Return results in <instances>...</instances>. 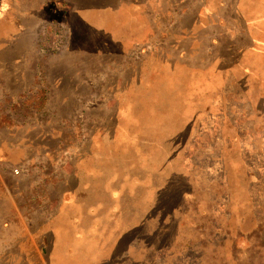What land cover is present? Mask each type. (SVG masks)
<instances>
[{"label":"rangeland","instance_id":"rangeland-1","mask_svg":"<svg viewBox=\"0 0 264 264\" xmlns=\"http://www.w3.org/2000/svg\"><path fill=\"white\" fill-rule=\"evenodd\" d=\"M221 1L0 0V264H264V60ZM157 56L197 80H121Z\"/></svg>","mask_w":264,"mask_h":264},{"label":"crops","instance_id":"crops-1","mask_svg":"<svg viewBox=\"0 0 264 264\" xmlns=\"http://www.w3.org/2000/svg\"><path fill=\"white\" fill-rule=\"evenodd\" d=\"M220 4L224 7L226 4L228 6L229 3L222 0ZM231 5H233L238 20L243 24L242 26L245 28L247 35L254 40L248 51L254 57L258 55L264 60V34L260 33V31H264V0H233ZM238 49L237 51L241 53L247 48ZM155 58L156 60L149 64V61L143 62V66H139L141 68L134 77L129 78L126 75L121 80H197V77L192 75L199 73L200 68L197 67L198 65H192L190 62L183 60L167 58L166 56L162 59H158V56ZM251 68L254 69L255 67ZM253 69H251V72ZM216 72L218 74L224 73L222 61L217 66Z\"/></svg>","mask_w":264,"mask_h":264},{"label":"built area","instance_id":"built-area-1","mask_svg":"<svg viewBox=\"0 0 264 264\" xmlns=\"http://www.w3.org/2000/svg\"><path fill=\"white\" fill-rule=\"evenodd\" d=\"M18 172V170H16Z\"/></svg>","mask_w":264,"mask_h":264}]
</instances>
